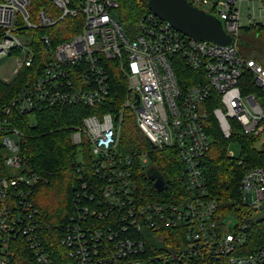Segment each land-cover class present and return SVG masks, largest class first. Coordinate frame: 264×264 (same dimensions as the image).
Returning a JSON list of instances; mask_svg holds the SVG:
<instances>
[{
	"label": "built area",
	"instance_id": "1",
	"mask_svg": "<svg viewBox=\"0 0 264 264\" xmlns=\"http://www.w3.org/2000/svg\"><path fill=\"white\" fill-rule=\"evenodd\" d=\"M188 1L218 16L234 42L196 40L151 10L142 12L127 30L119 18L121 0H0V57L24 54L14 75L34 64V32L44 30L39 33L44 46L40 74L2 108L5 164L18 172L0 173V264H19L16 246H25L35 264H56L36 219L37 176L20 170L25 164L19 153L21 132L8 120L13 110L33 112L55 105L93 110L73 133L74 143L83 150L78 161L81 182L75 195L77 213L62 226L61 242L75 264L164 263V253L147 251L151 234L163 241L165 228L184 231L191 256L264 264V217L253 218L264 210V163L246 168L238 160L240 154L228 146L227 155L245 169L240 181L244 205L221 218L218 202L207 196L201 165L213 144L208 132L212 103L226 139L237 123L244 134L257 139V149H263L264 104L259 98H264V61L245 56L239 40L242 3L259 6L256 16L249 9L246 26L264 25V0ZM68 18L76 25L66 32L63 22ZM255 18L262 21L251 22ZM54 37L64 39L54 42ZM112 64L127 79L119 111L109 102ZM181 65L193 71L187 83L178 76ZM127 114L154 147L176 151L188 186L182 200L144 199L134 161L120 149ZM140 163L150 166L147 153Z\"/></svg>",
	"mask_w": 264,
	"mask_h": 264
},
{
	"label": "trees",
	"instance_id": "2",
	"mask_svg": "<svg viewBox=\"0 0 264 264\" xmlns=\"http://www.w3.org/2000/svg\"><path fill=\"white\" fill-rule=\"evenodd\" d=\"M147 1L121 0L119 10L121 22L133 26L142 12L150 10ZM63 23V27L68 28L66 32L76 25L75 20L71 18ZM42 31L44 30L34 32L36 50L34 64L23 67L10 82L0 78V121L4 116L3 106L8 104L42 70L44 46L39 41V33ZM257 36L258 38L263 37L264 40L263 24L242 27L239 40L240 49L245 56L264 61V53L254 46V41L258 39ZM63 39V37H54V42H60ZM176 69L180 80L187 83L186 80L191 77L193 71L182 65ZM111 83L113 90L109 102L114 104V110L119 111L126 95L127 79L115 64L111 66ZM254 89H256L255 86ZM214 106L215 104L212 103L209 107L208 121V132L213 138V144L202 158L201 165L207 178V196L218 202L217 215L221 218L228 213H237L244 205L240 181L245 169L243 165L238 164V160H242L246 168L264 163V146L261 150L257 149V139L244 134L237 123L233 125L232 137L226 139L212 113ZM91 113H93L92 109L82 105H55L44 106L33 112L19 113L13 110L8 116L11 125L21 132L19 153L24 157L25 164L20 170L37 176V181L33 185V199L38 209L36 219L40 224L43 243L56 264H75L61 242L64 234L62 226L77 213L78 204L75 195L80 189L81 182V174L76 165L78 164V146L73 143L71 132L74 125L80 124L83 117ZM31 116H35L33 118L35 122H32ZM126 117L127 119L123 122L125 134L122 137L120 149L131 156L134 161L136 178L144 199L169 202L182 200L183 196L188 193V186L183 177V167L176 151L169 147L164 149L154 147L144 133L137 128L135 118L129 114ZM231 141L241 144V152L237 161L227 155ZM87 153L88 151H85L84 154L87 156ZM144 153L149 156V167L140 163L141 155ZM6 156L7 150L0 133V173L11 176L13 171L5 164ZM150 169L157 170L164 179L166 183L164 190L156 189V179H151L149 176ZM87 171L88 169L85 177ZM90 220L94 218L91 217ZM101 222L96 221V224L101 225ZM162 233L165 236L163 241L155 234H151L147 251V255L164 253L168 256V261L161 264H229L226 259L208 257V255L201 257L189 255L183 230L165 228ZM18 245L23 244L19 242ZM16 247L19 264H35L25 246ZM173 254L176 255L175 258Z\"/></svg>",
	"mask_w": 264,
	"mask_h": 264
},
{
	"label": "water",
	"instance_id": "3",
	"mask_svg": "<svg viewBox=\"0 0 264 264\" xmlns=\"http://www.w3.org/2000/svg\"><path fill=\"white\" fill-rule=\"evenodd\" d=\"M147 6L158 17L196 40L212 41L220 45H231L235 40L218 16L196 7L188 0H148ZM149 176L156 179V189L162 191L166 188L157 170L150 169Z\"/></svg>",
	"mask_w": 264,
	"mask_h": 264
},
{
	"label": "rangeland",
	"instance_id": "4",
	"mask_svg": "<svg viewBox=\"0 0 264 264\" xmlns=\"http://www.w3.org/2000/svg\"><path fill=\"white\" fill-rule=\"evenodd\" d=\"M210 1L211 2H217L218 0H210ZM249 9L251 10V13L254 16L259 14L258 3H249L248 1H244L242 3V8H241V25L242 26L249 25V18H248ZM256 21L257 22H259V21L261 22L262 20H260L258 18H255V19L251 20V22H256ZM124 26H125V28L127 30L131 27V25L128 26V25H125V24H124ZM258 37L259 36H257V38ZM254 46L264 53V40H263V37L256 39L254 41ZM23 57H24L23 53H20V54L19 53H15V54L3 55L2 57H0V78L2 80L6 81V82H10L13 79V77L15 76L14 73H13V70H14L15 67H17L18 60L23 59ZM259 99L261 100L262 104H264V98H259ZM31 117H32L31 119H33L35 116H31ZM125 119H127V117ZM32 122H35L34 119H33ZM78 125L79 124H76L72 128V132H71L72 141H73L74 130L76 129V127ZM121 128H122L121 129V141H122V137L125 134V128H124L123 125L121 126ZM135 128H136V126H135ZM73 143H74V141H73ZM77 146H78V153H77V155H78L77 156V162H78L80 160V158H81V155L83 154V150H82V147H80L79 145H77ZM229 146H230L229 148L234 151L236 156H238L240 154V148H239V145L236 142H230ZM84 150L87 152L86 148H84ZM76 165H78V164H76ZM147 166H148V164H147ZM12 171L13 172H18V170H16V169H12ZM263 217H264V210L261 211V212H258L255 216H253V218H263ZM232 223H233V221H232Z\"/></svg>",
	"mask_w": 264,
	"mask_h": 264
}]
</instances>
